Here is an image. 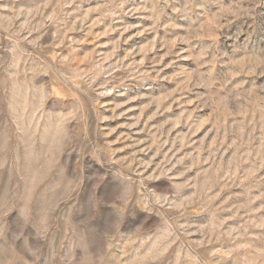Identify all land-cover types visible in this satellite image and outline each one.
<instances>
[{"label": "rangeland", "instance_id": "1", "mask_svg": "<svg viewBox=\"0 0 264 264\" xmlns=\"http://www.w3.org/2000/svg\"><path fill=\"white\" fill-rule=\"evenodd\" d=\"M0 264H264V0H0Z\"/></svg>", "mask_w": 264, "mask_h": 264}]
</instances>
